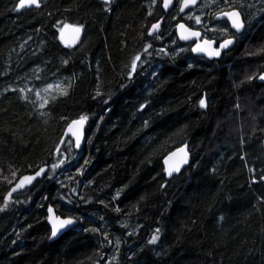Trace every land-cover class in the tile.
Returning a JSON list of instances; mask_svg holds the SVG:
<instances>
[{
  "label": "trees",
  "instance_id": "16d2710c",
  "mask_svg": "<svg viewBox=\"0 0 264 264\" xmlns=\"http://www.w3.org/2000/svg\"><path fill=\"white\" fill-rule=\"evenodd\" d=\"M216 2L205 20L222 28H196L222 38L215 13L238 7L246 29L208 59L163 0H0V264H264V12ZM82 117L78 151L62 137ZM185 143L192 162L168 179ZM49 204L79 220L54 241Z\"/></svg>",
  "mask_w": 264,
  "mask_h": 264
},
{
  "label": "water",
  "instance_id": "95a60500",
  "mask_svg": "<svg viewBox=\"0 0 264 264\" xmlns=\"http://www.w3.org/2000/svg\"><path fill=\"white\" fill-rule=\"evenodd\" d=\"M200 1L201 0H195V3H189L188 6H185V0H181L179 5V13L182 15L185 14L189 10H192L193 8L198 6L200 4ZM176 4H177L176 0H163V5L166 10L174 9ZM25 8H29V6H25L24 9ZM232 12L239 13V21L242 23V27L239 28L234 27L233 19H235V17L230 18L229 16L225 15L226 13H232ZM215 19L218 21L227 20L230 23L232 29L236 33H242L246 29V22L244 21L243 15L238 8L220 12L215 15ZM76 28L81 29L79 33L75 31ZM177 35L182 42L185 43L193 42L192 51L194 52V54L198 56L206 57L208 59L219 58L223 51H228L236 44L235 37H229L221 41L219 43V46H217L218 41L216 39L202 38L203 31L201 29L191 27L183 20L179 21L177 24ZM83 37H84V29L81 26H69L61 31L62 40L67 45L72 47L78 46L83 40ZM226 41H231V43L222 47V45H224ZM216 53L219 54L217 55ZM80 120L81 118L72 120L66 126L62 137V142H64L68 137H70L74 142L75 149L78 151H81L85 146V143L87 141V127L89 124L87 120H85L83 123H74ZM263 147H264V142H263ZM191 162H192V152L190 150L189 144L185 143L175 148L166 155V157L163 160L164 173L166 174V177L170 179L174 175L180 174L186 167L190 166ZM177 168L179 169L178 171L176 170ZM48 169H49V165H43L34 172H30L22 175L7 192L6 198L10 199L15 194L30 188L38 180L44 177ZM169 172H171V175H169ZM65 220H70L71 223L66 224L63 227H60V222ZM47 223L51 229L48 240L54 241L58 239L65 232L78 225L79 220L70 215L64 216L62 214H59L56 210V207L53 204H49L47 207ZM54 227L57 229L55 236L52 235Z\"/></svg>",
  "mask_w": 264,
  "mask_h": 264
},
{
  "label": "rangeland",
  "instance_id": "374dc122",
  "mask_svg": "<svg viewBox=\"0 0 264 264\" xmlns=\"http://www.w3.org/2000/svg\"><path fill=\"white\" fill-rule=\"evenodd\" d=\"M217 0H208L204 6L200 7V4L193 8L192 10L188 11L186 14L182 15L183 18H185L186 22L191 24V26L197 27L200 23H206V26L208 25L213 30H220L222 26L219 24H212L211 21L205 20V17H208L212 15L215 12L216 8V2ZM221 1V0H218ZM237 5L241 6L243 3L246 2V0H236ZM252 0L253 3H255V12H264V0ZM263 1V2H262ZM257 3H259L257 5ZM262 3V4H261ZM205 20V21H204ZM209 23V24H208Z\"/></svg>",
  "mask_w": 264,
  "mask_h": 264
},
{
  "label": "snow or ice",
  "instance_id": "6c2138e0",
  "mask_svg": "<svg viewBox=\"0 0 264 264\" xmlns=\"http://www.w3.org/2000/svg\"><path fill=\"white\" fill-rule=\"evenodd\" d=\"M189 3H195V0H185V6H188ZM25 6H35V7H39L40 6V0H19V5H18V9H22L24 8ZM225 15L229 16L230 18H233L235 17V19H233V26L234 27H242V23L239 21V13L238 12H232V13H226ZM155 27V26H154ZM80 28H76L75 31L77 33L80 32ZM231 43V41H226L224 45H222V47L226 46L227 44ZM217 55L219 53H216ZM137 60H139L140 58L139 57H136ZM135 68V64L133 65V69ZM262 79H264V77H261ZM70 86V85H69ZM63 94H67L66 92H64ZM200 105L202 107H205L206 104H205V101L204 100H201L200 101ZM87 119V117H82L80 121H76L74 123H83L85 120ZM177 171L179 170L178 168L176 169ZM169 175H171V172H169ZM71 221L70 220H65V221H61L60 222V227H63L64 225L66 224H70ZM56 231L57 229L54 227L53 229V232H52V235L55 236L56 235ZM157 231V235L153 236L152 238V243H155L156 240L159 238L158 237V233H159V229L156 230Z\"/></svg>",
  "mask_w": 264,
  "mask_h": 264
},
{
  "label": "flooded vegetation",
  "instance_id": "af4514ba",
  "mask_svg": "<svg viewBox=\"0 0 264 264\" xmlns=\"http://www.w3.org/2000/svg\"><path fill=\"white\" fill-rule=\"evenodd\" d=\"M181 2V1H180ZM180 2H179V4L177 3L176 4V6L174 7V10H176L177 12H179V5H180ZM234 8H238V7H233V8H230V9H227V10H231V9H234ZM240 11H241V9L240 8H238ZM227 10H222V11H219V12H217V13H215V15L216 14H218V13H220V12H224V11H227ZM190 11V10H189ZM187 13V12H186ZM185 13V14H186ZM241 13H242V15H243V12L241 11ZM180 14V13H179ZM181 15V17H182V14H180ZM184 15V14H183ZM215 15H214V19H215ZM183 18V17H182ZM181 18V20H183ZM243 19H244V15H243ZM161 20H163V19H161ZM181 20H179V21H181ZM216 20V19H215ZM178 21V22H179ZM183 21H185V20H183ZM216 21H218V20H216ZM220 21H225V22H227L228 23V25L230 26V28L232 29V27H231V25H230V23L227 21V20H220ZM244 21H245V19H244ZM178 22H177V24H178ZM186 22V21H185ZM187 24H188V22H186ZM209 24V23H208ZM189 25V24H188ZM191 27H193V26H191ZM207 27H209L208 25H207ZM194 28H196V27H194ZM200 29V28H199ZM202 30V29H201ZM203 31V30H202ZM232 31L234 32H230V33H228V34H226V35H224V36H222V38H215V37H210V36H208V35H206L205 33H204V31H203V36H202V38H210V39H216L217 41H218V44H217V46H219V43L221 42V41H223L224 39H226V38H229V37H235V39H237L238 38V35L239 34H241V33H236L233 29H232ZM176 32H177V25H176ZM243 33V32H242ZM189 43H191L192 44V46H193V42H189ZM192 46H191V48H192ZM225 52H227V51H223L222 52V54L223 53H225ZM221 54V55H222ZM203 57V56H202ZM221 57V56H220ZM219 57V58H220ZM206 58V57H205ZM213 59H217V58H213Z\"/></svg>",
  "mask_w": 264,
  "mask_h": 264
},
{
  "label": "bare ground",
  "instance_id": "6f19581e",
  "mask_svg": "<svg viewBox=\"0 0 264 264\" xmlns=\"http://www.w3.org/2000/svg\"><path fill=\"white\" fill-rule=\"evenodd\" d=\"M256 1V0H255ZM259 3H260V0L258 1ZM263 2V1H262ZM256 3V2H255ZM259 3H257V5L259 4ZM262 4V3H261ZM192 152V151H191Z\"/></svg>",
  "mask_w": 264,
  "mask_h": 264
}]
</instances>
